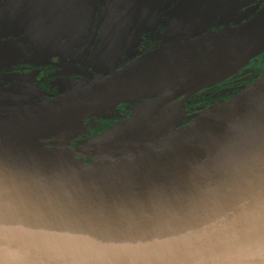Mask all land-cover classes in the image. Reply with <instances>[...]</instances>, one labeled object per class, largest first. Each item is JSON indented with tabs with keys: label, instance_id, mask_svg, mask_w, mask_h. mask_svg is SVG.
<instances>
[{
	"label": "water",
	"instance_id": "95a60500",
	"mask_svg": "<svg viewBox=\"0 0 264 264\" xmlns=\"http://www.w3.org/2000/svg\"><path fill=\"white\" fill-rule=\"evenodd\" d=\"M263 52L264 8L51 100L0 107V263L264 264V72L177 130L180 105L156 115ZM142 100L153 101L86 145L67 146L71 168L29 151ZM171 174L189 183L184 190L159 186Z\"/></svg>",
	"mask_w": 264,
	"mask_h": 264
},
{
	"label": "flooded vegetation",
	"instance_id": "af4514ba",
	"mask_svg": "<svg viewBox=\"0 0 264 264\" xmlns=\"http://www.w3.org/2000/svg\"><path fill=\"white\" fill-rule=\"evenodd\" d=\"M263 8L264 0H0V107L14 106L22 94L32 102L51 100L163 44L234 28ZM263 72L264 52L229 78L168 102L156 115L180 105L181 117L171 125L177 130ZM152 101L119 104L85 120L69 147L86 145Z\"/></svg>",
	"mask_w": 264,
	"mask_h": 264
},
{
	"label": "bare ground",
	"instance_id": "6f19581e",
	"mask_svg": "<svg viewBox=\"0 0 264 264\" xmlns=\"http://www.w3.org/2000/svg\"><path fill=\"white\" fill-rule=\"evenodd\" d=\"M80 132H81V126H78L74 130H72L70 133L66 135H61V137L55 140L54 146H52L50 150L42 151L40 150L38 145H31L29 147V151L31 154L38 156L39 159L47 162L48 164L52 166L71 168L73 163L70 161V158L67 156V154L64 151H66L67 143L71 141L74 138V136ZM180 172H183L186 175L191 176V177H197L200 174L198 172H193V171H189L185 169H183V171L181 170ZM171 176L172 174L170 175V177ZM159 179H161L158 181V183L160 184L159 186H162L163 189H167V190L173 187H178L180 188L179 191H182L184 190L185 185L189 184L185 180H181V179L176 180L173 177L168 178V179H163L159 177Z\"/></svg>",
	"mask_w": 264,
	"mask_h": 264
},
{
	"label": "rangeland",
	"instance_id": "374dc122",
	"mask_svg": "<svg viewBox=\"0 0 264 264\" xmlns=\"http://www.w3.org/2000/svg\"><path fill=\"white\" fill-rule=\"evenodd\" d=\"M77 87H79V86H78L77 84H75V85H73V86H70V89H72V88L75 89V88H77ZM17 97H19V96H17ZM18 101H19V102H22V103H24L23 101H31V97L22 94V96H20V99H18ZM19 102H15V103L13 102V103H14L15 105H19V104H18ZM1 104H2V102H0V105H1ZM15 105H14V106H15ZM1 107H2V106H1ZM82 128L84 129L83 124L81 125V132H83V129H82ZM81 132H80V133H81ZM80 133H78L77 135H75L74 138H73L72 140H74V139H75ZM72 140H71V141H72ZM71 141H69V142L67 143V146H69V144H70ZM67 146H66V148H67ZM39 148H40V147H39ZM44 151H46V150H44ZM70 161H72V160L70 159Z\"/></svg>",
	"mask_w": 264,
	"mask_h": 264
}]
</instances>
